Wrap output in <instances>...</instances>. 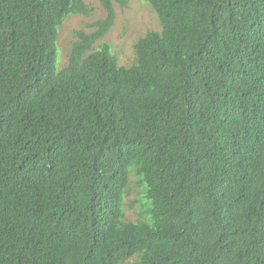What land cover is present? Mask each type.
<instances>
[{"label":"trees","instance_id":"trees-1","mask_svg":"<svg viewBox=\"0 0 264 264\" xmlns=\"http://www.w3.org/2000/svg\"><path fill=\"white\" fill-rule=\"evenodd\" d=\"M97 1L58 68L92 7L0 0V264H264V0H147L128 66Z\"/></svg>","mask_w":264,"mask_h":264},{"label":"rangeland","instance_id":"rangeland-1","mask_svg":"<svg viewBox=\"0 0 264 264\" xmlns=\"http://www.w3.org/2000/svg\"><path fill=\"white\" fill-rule=\"evenodd\" d=\"M92 7L89 16L70 14L61 23L57 35L58 68H62L70 52L75 38L74 30H90L89 24L104 16V10L97 0H84ZM115 19L111 28L101 40L111 46L118 63L128 66L135 60L134 43L148 30L160 29V23L155 11L147 0H127L122 7L114 2ZM142 188L138 186L135 177H131L128 193L124 201L125 219L134 221L142 217Z\"/></svg>","mask_w":264,"mask_h":264}]
</instances>
